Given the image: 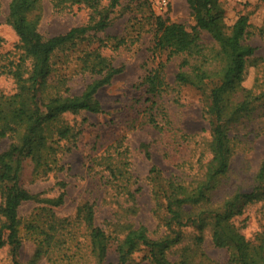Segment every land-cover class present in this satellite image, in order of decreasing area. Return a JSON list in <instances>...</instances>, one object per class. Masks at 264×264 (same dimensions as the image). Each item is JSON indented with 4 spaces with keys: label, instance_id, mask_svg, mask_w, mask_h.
<instances>
[{
    "label": "rangeland",
    "instance_id": "374dc122",
    "mask_svg": "<svg viewBox=\"0 0 264 264\" xmlns=\"http://www.w3.org/2000/svg\"><path fill=\"white\" fill-rule=\"evenodd\" d=\"M158 1L120 0L111 10L109 25L104 31L91 33V37L77 47L59 51L53 58L55 74L65 78L71 94H79L93 80L91 75L80 71L77 56L81 50L97 48L99 41L108 43L100 50L122 71L98 91L96 97L102 107L101 113L82 111L61 119L63 124L78 132L74 147L67 141L50 138V155L47 156L46 151L40 164L30 158L24 160L20 179L23 188L41 199H51L62 192L64 198L57 207L35 201L20 205V264H32L44 237L41 231L49 232L52 239L49 248L42 245L45 252L36 264H97L89 251V230L79 216V209L86 204L93 207L94 225L111 235L104 264H119L115 252L117 231L123 232L128 225H143L152 238L164 233V211L157 204L153 182L148 178L151 166L160 168L163 176L177 178L186 184L201 179L210 159L208 102L204 92L174 83L181 58L176 57L167 65L171 87L160 98L166 111L164 119L158 118L162 129L146 122L142 77L144 70L152 65V19L161 16L168 22L184 25L187 30L194 25L186 0H166L167 5L161 12L156 9ZM9 2L0 0V72L20 55L18 38L6 20ZM108 3V0H101L102 6ZM218 3L227 24L239 15L248 17L245 42L254 47L257 60L255 65H247L242 88L231 98L240 99L247 91L259 98L251 105L249 114L239 119L228 132L232 154L227 173L212 193V207L222 206L235 192L251 191L256 185L257 171L264 164V0H218ZM37 13L40 14L39 32L51 37L85 25L90 10L79 4L57 9L50 1L43 0ZM110 37H116L122 44L114 48ZM201 43L207 57L214 56L218 46L210 36L203 33ZM15 90L12 78L1 73L0 93L8 96ZM14 141L13 137L0 139V154ZM143 144L148 146L150 158L145 155ZM106 161L125 162L128 179L117 182L107 176ZM49 167L52 169L48 170ZM234 223L251 243H261L264 203L247 206ZM3 224L4 218L0 215V230ZM172 229L179 233V242L167 251L171 262L179 264L186 254L191 260L188 264H231L228 251L211 243L209 229L203 232L204 240L199 250L194 246V238L198 235L194 228ZM2 237H6V232L2 231ZM200 251L210 260L203 258ZM0 264H13L8 245L0 248ZM126 264H149L145 250L133 253Z\"/></svg>",
    "mask_w": 264,
    "mask_h": 264
},
{
    "label": "trees",
    "instance_id": "16d2710c",
    "mask_svg": "<svg viewBox=\"0 0 264 264\" xmlns=\"http://www.w3.org/2000/svg\"><path fill=\"white\" fill-rule=\"evenodd\" d=\"M42 1L10 0L6 20L18 38L20 55L17 61L0 72L12 78L16 89L12 95L4 96L0 93V139L13 137L15 140L0 154V215L4 218L0 230V248L9 246L13 264H20V205L35 201L57 207L64 198L62 192L57 197L41 199L23 188L20 179L24 160L30 158L40 164L46 151V155H50V138L67 141L74 147L78 132L63 124L61 119L67 114L75 115L82 111L101 113L102 107L96 95L122 71L100 50L108 44L104 41H99L97 48L81 50L77 56L80 71L93 77L79 94L69 92L65 78L56 76L53 67L56 53L77 47L90 38L91 33L94 35L104 31L109 25L111 10L119 5L120 0H108L107 6H102L101 0H48L57 9L79 4L90 10L85 25L51 37H44L38 30L40 14L37 12L41 10ZM186 2L194 20L190 30L182 24L168 22L161 16L152 19V65L144 70L142 77L146 96L145 116L146 122L153 128L162 129L158 118L164 119L166 111L160 98L171 87L167 80V65L172 59L181 58L174 74V83L190 85L207 96L210 159L201 179L187 184L177 178L163 176L160 168L151 166L148 178L153 182L152 190L158 200L157 204L164 211V233L161 237L152 238L143 225H128L123 232L117 231V261L126 264L133 253L144 249L149 264H176L167 257V251L179 242V233L172 232V228L192 227L198 232L194 238V246L198 250L204 240L203 232L209 229L211 243L216 248L228 251L229 263L264 264V238L261 243L253 244L234 223L247 206L264 203V164L257 171L256 185L251 191L233 193L220 207H212L211 204L212 193L228 171L232 154L228 132L239 119L249 114L251 105L259 98L252 96L249 91L240 99L231 98L242 88L247 65L257 63L254 47L245 42L248 17L239 15L231 24H227L218 0ZM203 33L209 35L218 46L210 58L201 43ZM109 40H113L111 46L114 48L122 44L116 37H110ZM142 148L150 158L148 146L143 144ZM122 164L119 161H106L104 171L107 170V176L114 181L127 180L128 171L124 168L125 162ZM59 184L64 186V183ZM128 194L132 196L130 192ZM80 215L89 230L90 255L97 264H104L111 235L94 225L91 205L81 207ZM2 231L6 232L5 238L2 237ZM40 234L44 237L38 244L32 264H36V260L45 252L42 245L50 247L52 235L46 231ZM118 235H121L120 238ZM200 254L210 260L203 252L200 251ZM190 261V256L185 254L179 264H188Z\"/></svg>",
    "mask_w": 264,
    "mask_h": 264
},
{
    "label": "built area",
    "instance_id": "2783aa9c",
    "mask_svg": "<svg viewBox=\"0 0 264 264\" xmlns=\"http://www.w3.org/2000/svg\"><path fill=\"white\" fill-rule=\"evenodd\" d=\"M166 5H167V1L166 0H159L158 3H157L156 9L161 12V11L164 10Z\"/></svg>",
    "mask_w": 264,
    "mask_h": 264
}]
</instances>
